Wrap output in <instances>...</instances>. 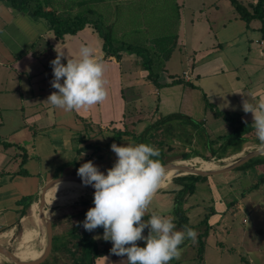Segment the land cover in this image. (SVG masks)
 <instances>
[{
  "label": "crops",
  "instance_id": "0c3cea01",
  "mask_svg": "<svg viewBox=\"0 0 264 264\" xmlns=\"http://www.w3.org/2000/svg\"><path fill=\"white\" fill-rule=\"evenodd\" d=\"M44 1L45 10L63 18L92 6L111 42L105 43L92 24L60 40L46 18L0 0V239L8 247L17 241L19 246L25 232L35 230L33 242L42 251L45 229L41 219L36 221L34 206L49 181L75 174L72 170L89 160L106 171L117 158L111 144H137L135 137L170 114L191 118L193 123H177L221 145L234 130L209 104L237 124L252 126V114L243 111L242 102L264 97V13L261 19L256 11L260 1L264 10V0H237L249 20L231 0ZM137 15L142 20L135 27L119 23ZM81 45L91 46L103 61L107 97L64 111L46 101L58 91L51 86L50 61L62 51L66 63V55L75 58ZM136 48L157 53V78L150 77ZM117 134L122 136L113 142ZM260 173L252 169L256 179ZM227 205L213 206L212 226L226 221Z\"/></svg>",
  "mask_w": 264,
  "mask_h": 264
},
{
  "label": "clouds",
  "instance_id": "9594fccd",
  "mask_svg": "<svg viewBox=\"0 0 264 264\" xmlns=\"http://www.w3.org/2000/svg\"><path fill=\"white\" fill-rule=\"evenodd\" d=\"M62 57L65 53L57 52L50 61L51 86L58 91L52 92L46 101L64 111L102 103L107 97V81L103 61L95 50L81 45L75 58L66 55V63H62ZM242 109L252 114L259 141L257 150H264V97L255 103L243 100ZM110 147L117 157L112 167L101 171L89 160L77 169L82 184L94 188V206L80 223L89 232L102 227L103 239L112 242L111 253L126 256L128 264H169L179 257L180 245L186 239L196 238V232L188 226L177 230L171 215L153 213L148 220L143 219L165 172L161 161L154 159L159 157V149L145 143H113ZM146 228L148 234L144 235Z\"/></svg>",
  "mask_w": 264,
  "mask_h": 264
},
{
  "label": "rangeland",
  "instance_id": "374dc122",
  "mask_svg": "<svg viewBox=\"0 0 264 264\" xmlns=\"http://www.w3.org/2000/svg\"><path fill=\"white\" fill-rule=\"evenodd\" d=\"M89 9L99 16L92 6ZM139 17L137 15L134 16V20H123L119 23L124 27L132 28L139 25L138 21L142 20ZM99 19L101 20V18ZM131 36L126 38L125 41H129ZM171 124L174 126L172 132L164 131V129L158 130L157 136L151 140L150 144L164 151V164L200 157L206 161L212 160L218 168L221 164L231 163L241 154L257 148L259 144L254 132L249 136V140L243 145L242 150L238 154H234V142L231 139H226L221 145H214L213 149L218 154L212 157L209 150L210 142H207L206 137L202 135V131L196 132V130L188 129L187 126L181 129V124H178L177 121ZM196 133L198 136H202L198 137ZM224 133L229 134L230 132ZM195 154L199 155L196 156ZM184 155L187 159L183 157ZM255 168L262 171L260 175L258 174L259 179H256L254 173L252 174V169ZM77 169L72 170V173H75L73 175H77ZM61 174L62 172H60ZM165 175L166 172H164L161 182L164 180ZM175 178L177 177L173 176L169 184L157 190L156 193H161L157 195V198L152 199L144 216L153 213L166 215L174 210V191L181 187L175 183ZM206 178L208 179L196 183L195 193L189 197L188 204H184V207L188 209L186 212L190 217V222L194 226L198 225L216 203L229 204L226 206L224 214L227 219L225 222L220 223L221 227L218 224L212 226L208 237L203 238L205 241L202 256L198 253L200 248L198 235L203 232V227L201 230L200 226H196L194 228L196 238L188 240L185 246L180 247L179 257L170 260L169 264H264V165L246 170L237 169L231 173ZM62 192L60 190L53 192L49 201L48 211L58 224L57 232L64 234V231L76 224L80 226L82 232H88L80 222L85 218L86 213H81L86 209V203L90 200L82 197L68 203H61L59 198ZM220 197L221 199H219ZM145 232L148 233L147 228L143 234H146ZM89 233L96 236L100 248L105 250L106 256L98 261L99 264H128L126 256L111 253L112 242L103 239L102 227H98ZM137 242L144 245L143 241ZM0 243L6 245V241L3 239H0ZM247 245L255 249H251V252H249L246 249ZM10 248L17 251L18 241L12 243ZM50 262V264H71L72 260L62 259L58 256ZM0 264H7V262Z\"/></svg>",
  "mask_w": 264,
  "mask_h": 264
},
{
  "label": "trees",
  "instance_id": "16d2710c",
  "mask_svg": "<svg viewBox=\"0 0 264 264\" xmlns=\"http://www.w3.org/2000/svg\"><path fill=\"white\" fill-rule=\"evenodd\" d=\"M12 4L15 7H21L22 9L30 10L36 17H43L46 18L51 26V29L54 30L55 34L60 40H63L67 35H74L79 30L83 29L87 24L95 25L100 29L102 32L103 39L105 43L111 42V36L109 34H106L104 31V26L102 21L99 19L100 17L95 15L92 10L87 11L86 13L80 14L74 18H63L58 16L54 11L52 10H45V7L47 6V1L44 0H21V2H18L17 0H11ZM232 3L236 6V8L239 10V12L246 18V20H249L248 13L245 12V10L242 8V6L237 2V0H231ZM258 12V17L263 19V1H260L258 4V7L256 9ZM137 47V45H135ZM133 47L131 44H129L128 48L131 49ZM136 53L138 55L143 56L145 59V67L150 72L151 78H157L158 77V70L161 63V59L158 57L157 53L150 52V50L146 48H136ZM159 85V84H158ZM209 107L215 111V113L218 116L223 117L227 121L230 122V124L233 126V136L231 141L234 142L235 150L234 152H240L242 150L243 145L249 140V136H251L254 133V129L251 125L246 124H237V121L232 118L229 114L223 113L218 111L213 105L209 104ZM187 120L188 122L193 123V120L191 118H188L186 116H183L182 114L176 113V114H170L163 118L161 121L157 122L153 126L146 129L145 132H143L141 135L135 137V142L138 143H145V144H151V139L155 137L156 132L160 129H164V131H173L174 126L171 124L174 121H182ZM121 134H117L113 140V142L119 141L121 138ZM214 144L210 143L209 150L212 153V157L217 156V152L213 149ZM196 155V154H195ZM199 155V154H197ZM196 155V156H197ZM165 156V153L162 149H159V157H156L154 159H159L162 164L165 163L163 161V158ZM185 159H187L186 155L183 156ZM264 165V156L255 158L248 162L246 165L242 166L238 170H246L248 168L257 167V166H263ZM208 178L206 177H198L194 175H187V176H181L175 178V183L177 185H180V189L174 191L175 192V201H174V210L167 215H171L175 218L174 222L176 224L177 230H182L184 226H188L192 229H194L196 226H200L201 230L203 227V232H201L199 237L200 242V248L198 250V253L200 256L203 254V246L204 241L210 234V230L212 225L210 224V219L213 215L216 214L215 208L212 207L208 213L205 214L203 220L196 226L192 225L190 222L188 213V209L184 207V204L187 202L188 197L192 196L195 193L196 190V183L198 181L206 180ZM86 206V209L81 213L84 214L86 211L93 207V199L88 201ZM149 216H144V220H148ZM57 225L56 221H53V228H54V242H53V250L51 253V257L47 262L44 264H50L51 260L56 259L58 256H60L62 259H69L72 260L71 264H99V260L106 256L105 250L101 249L99 246V243L97 242L96 236H93L92 234L88 232H82L80 229V226L78 224L74 225L70 229L64 231V234H60L57 232ZM146 233V232H145ZM148 233L144 234L147 235ZM189 239H186L180 247H183L187 244ZM139 244V243H138ZM140 246H143V244H139ZM35 250V248H34ZM7 264H11L7 262Z\"/></svg>",
  "mask_w": 264,
  "mask_h": 264
},
{
  "label": "water",
  "instance_id": "95a60500",
  "mask_svg": "<svg viewBox=\"0 0 264 264\" xmlns=\"http://www.w3.org/2000/svg\"><path fill=\"white\" fill-rule=\"evenodd\" d=\"M261 156H264V150H257V148H254L250 151L241 154L240 156L235 158L231 163H223L221 164L220 167L213 169H202L200 166L182 165L178 163L179 161L170 162L163 165L165 167V172L175 171L176 172L174 175L175 177L186 176V175H194L198 177H212V176L231 173L234 170H237L240 167L246 165L251 160ZM207 161H212V160H207ZM64 182H74L80 184L84 189L89 191L92 195L94 193V188H92L90 185L89 186L83 185L78 175H64L49 181L40 191V200H39V216L42 225L45 229V246L42 251V254L35 259L23 260L19 258L16 255L15 251H13L10 247L0 243V255L4 257L7 260V262L11 264H43L48 260L53 250L54 229H53V218L48 211L49 205L47 201V194L57 185Z\"/></svg>",
  "mask_w": 264,
  "mask_h": 264
},
{
  "label": "bare ground",
  "instance_id": "6f19581e",
  "mask_svg": "<svg viewBox=\"0 0 264 264\" xmlns=\"http://www.w3.org/2000/svg\"><path fill=\"white\" fill-rule=\"evenodd\" d=\"M178 163L182 165H188V166H200L202 169L216 168V164L213 161H206L200 157H196L191 160L179 161ZM175 173H176L175 171H167L166 175L164 176V180L161 182L160 188L169 184L171 182V178L175 175ZM56 190L63 191L61 193V197L59 198V201L61 203H65V202L68 203L70 201H73V200H76L82 197L93 199V195L89 191L84 189L80 184H77L74 182H64V183L57 185L54 189L48 192L47 194L48 205H49L51 195ZM55 198H58V197H55ZM34 213H35L36 221L38 220V223H39L40 222L39 205L34 206ZM36 233L37 232H35V230H27L25 232V235L22 241L19 243V246H18L19 248L15 252L19 258L23 260H31V259L38 258L42 254V249L37 248L36 244L33 242V239ZM6 261L7 260L0 255V263L6 262Z\"/></svg>",
  "mask_w": 264,
  "mask_h": 264
},
{
  "label": "built area",
  "instance_id": "2783aa9c",
  "mask_svg": "<svg viewBox=\"0 0 264 264\" xmlns=\"http://www.w3.org/2000/svg\"><path fill=\"white\" fill-rule=\"evenodd\" d=\"M184 77H185L186 79H189V74H188V73H185Z\"/></svg>",
  "mask_w": 264,
  "mask_h": 264
}]
</instances>
